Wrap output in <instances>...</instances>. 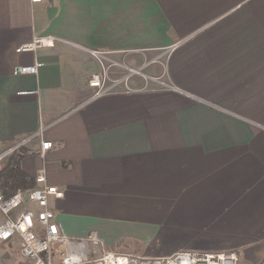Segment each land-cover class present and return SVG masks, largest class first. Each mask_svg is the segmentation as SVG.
<instances>
[{"label":"crops","instance_id":"crops-1","mask_svg":"<svg viewBox=\"0 0 264 264\" xmlns=\"http://www.w3.org/2000/svg\"><path fill=\"white\" fill-rule=\"evenodd\" d=\"M48 34L55 47L16 51ZM89 50L130 66L161 56L145 71L171 87L91 99ZM36 60L38 74L16 72ZM26 140L21 168L64 191L50 208L69 237L264 264V0H0V152ZM25 207L38 208L14 215ZM0 252L24 258L18 239Z\"/></svg>","mask_w":264,"mask_h":264},{"label":"built area","instance_id":"built-area-1","mask_svg":"<svg viewBox=\"0 0 264 264\" xmlns=\"http://www.w3.org/2000/svg\"><path fill=\"white\" fill-rule=\"evenodd\" d=\"M58 41L60 38L54 35H35L30 41L20 44L16 51L29 52L40 48H51L55 47ZM174 48L175 46H171V50ZM89 51L100 66L99 70L93 72L89 78V86L94 90L91 99L113 93L151 90L150 82L157 84L153 89L171 87V84L162 79L163 75H151L145 71L149 65L164 66L161 56L145 58L141 65L130 66L125 60L112 57L109 51ZM166 52L165 50L164 53ZM43 65V62L36 60L32 64L17 67L16 72L38 74ZM115 68H121L124 72L121 75H114ZM135 77L143 80L141 86L131 83ZM43 131L44 127L41 126L35 136L42 138ZM28 140L2 150L0 166L14 153H27L22 147ZM52 145L51 141H42L41 153L45 154ZM35 181L37 183L35 188L19 189L8 197L0 187V212L4 215V221L0 224V240L18 239L21 256L28 259L31 264H240L239 254L231 250L218 252L180 250L168 256H144L107 250L104 241L95 231L83 238L69 237L62 224L56 219L55 212L50 208V199L62 198L64 191L56 185L48 184L45 168L38 171ZM27 201L35 203L38 208L25 207L14 215V212Z\"/></svg>","mask_w":264,"mask_h":264},{"label":"trees","instance_id":"trees-1","mask_svg":"<svg viewBox=\"0 0 264 264\" xmlns=\"http://www.w3.org/2000/svg\"><path fill=\"white\" fill-rule=\"evenodd\" d=\"M22 157L18 153L12 154L0 170V187L7 197L19 189L27 190L37 186L35 177L29 176L21 168Z\"/></svg>","mask_w":264,"mask_h":264},{"label":"rangeland","instance_id":"rangeland-1","mask_svg":"<svg viewBox=\"0 0 264 264\" xmlns=\"http://www.w3.org/2000/svg\"><path fill=\"white\" fill-rule=\"evenodd\" d=\"M147 72H149V71H147ZM164 75L165 74H163V77H164ZM164 80V79H163ZM155 84V83H154ZM160 88H162V87H160ZM5 163L6 162H4L1 166H0V170H1V168H3V166L5 165ZM34 178V177H33ZM1 253V252H0ZM2 258V257H1ZM2 259H4V260H6V261H8L9 263H10V260H7V259H5V258H2ZM24 259V258H23ZM23 259L22 258H20L19 256H14L13 258H12V263L13 264H22V262H25V261H23ZM15 260V263L13 262ZM25 260V259H24ZM241 264H244L242 261H241Z\"/></svg>","mask_w":264,"mask_h":264}]
</instances>
